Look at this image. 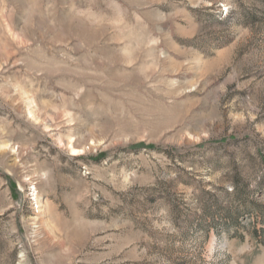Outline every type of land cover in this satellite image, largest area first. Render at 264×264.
<instances>
[{
  "label": "rangeland",
  "instance_id": "rangeland-1",
  "mask_svg": "<svg viewBox=\"0 0 264 264\" xmlns=\"http://www.w3.org/2000/svg\"><path fill=\"white\" fill-rule=\"evenodd\" d=\"M0 264H264V0H0Z\"/></svg>",
  "mask_w": 264,
  "mask_h": 264
}]
</instances>
